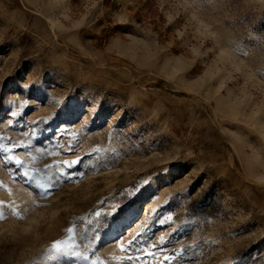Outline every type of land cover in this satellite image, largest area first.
Instances as JSON below:
<instances>
[{
    "label": "rangeland",
    "instance_id": "obj_1",
    "mask_svg": "<svg viewBox=\"0 0 264 264\" xmlns=\"http://www.w3.org/2000/svg\"><path fill=\"white\" fill-rule=\"evenodd\" d=\"M0 264H264V0H0Z\"/></svg>",
    "mask_w": 264,
    "mask_h": 264
},
{
    "label": "bare ground",
    "instance_id": "obj_2",
    "mask_svg": "<svg viewBox=\"0 0 264 264\" xmlns=\"http://www.w3.org/2000/svg\"><path fill=\"white\" fill-rule=\"evenodd\" d=\"M145 204H146V201H143L142 203H140L132 212H130L128 214V217H126L125 219H123L122 225H117L115 227V229L110 233V234L113 235L112 236L113 238L117 236V234H114V231L116 230V228H117L118 232H121L124 227L129 226V225L132 224V222H133L132 220L135 217H137V216L139 217L143 213Z\"/></svg>",
    "mask_w": 264,
    "mask_h": 264
},
{
    "label": "snow or ice",
    "instance_id": "obj_3",
    "mask_svg": "<svg viewBox=\"0 0 264 264\" xmlns=\"http://www.w3.org/2000/svg\"><path fill=\"white\" fill-rule=\"evenodd\" d=\"M149 254H151V253H149Z\"/></svg>",
    "mask_w": 264,
    "mask_h": 264
}]
</instances>
